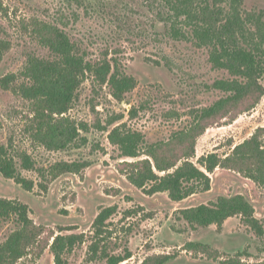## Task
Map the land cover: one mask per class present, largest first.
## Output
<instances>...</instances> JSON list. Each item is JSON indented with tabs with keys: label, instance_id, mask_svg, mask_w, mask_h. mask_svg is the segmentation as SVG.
I'll use <instances>...</instances> for the list:
<instances>
[{
	"label": "rangeland",
	"instance_id": "1",
	"mask_svg": "<svg viewBox=\"0 0 264 264\" xmlns=\"http://www.w3.org/2000/svg\"><path fill=\"white\" fill-rule=\"evenodd\" d=\"M230 1L217 3L230 13ZM168 6L164 0H0V146H8L14 155L27 152L35 162L27 170L15 157L23 176L35 182L33 190L26 191L0 173V198L29 206L31 218L44 227L43 244L53 234L84 235V242L65 251L64 264H109V256L127 252L132 256L120 264H141L157 254L175 255L164 264H264V238L240 216L228 218L221 227L192 226L178 218L181 208L240 193L251 200L256 217L263 219L264 187L237 171L218 167L210 173V190L176 202L167 192L144 193L118 170L120 162L133 159L123 158L110 143L106 129L110 120L123 115L122 121L142 132L148 142L166 141L188 125L191 114L225 96L214 88L217 80L233 78L226 69L212 65L208 47L199 46L193 38L170 35L160 14L170 12ZM241 10L246 35L253 37L249 43L260 42L257 25L264 32V0H241ZM39 22L63 29L91 63L107 59L113 69L136 79V86L118 101L108 83L87 73L67 115L87 124L88 131H82L77 144L66 150H49L34 141L33 105L19 92V86L29 82L22 73L29 57L52 58L36 35ZM186 30L190 34L191 27ZM9 74L16 79L7 88L2 78ZM254 102V98L246 100L232 118L208 127L197 139L192 160L213 152L225 157L264 126V95ZM61 160L91 165L80 175L51 179L48 169ZM112 205L117 212L106 221L103 235L96 236L95 218ZM16 228L13 218L0 220V243ZM96 240L94 253L91 244ZM189 242L207 245L208 252L186 250ZM36 252L18 264H55L49 246L40 256Z\"/></svg>",
	"mask_w": 264,
	"mask_h": 264
},
{
	"label": "trees",
	"instance_id": "2",
	"mask_svg": "<svg viewBox=\"0 0 264 264\" xmlns=\"http://www.w3.org/2000/svg\"><path fill=\"white\" fill-rule=\"evenodd\" d=\"M218 1L164 0L170 12L160 14L171 36L193 38L199 46L208 47L212 65L226 69L233 76L213 84L225 96L191 114L192 120L188 125L174 132L166 141L148 142L142 132L122 121L123 115L108 122L110 128L106 129L110 143L118 148L123 158L133 159L120 162L118 170L148 195L167 192L173 201L180 202L208 191L211 189L210 173L218 167L237 171L264 187V126L258 127L249 138L234 146L225 157L213 152L200 156L197 162L192 160L196 155L197 139L208 127L223 118H232L231 115L246 100L254 98L256 104L264 95V84L261 82L264 77L263 28L257 25L260 42L250 44L253 37L246 35L248 29L242 16L241 0L230 1V13L227 9L225 12ZM188 26L191 27L190 34L186 30ZM35 32L39 42L52 53V58L29 57L22 72L29 82L22 83L19 92L33 105L31 132L34 141L49 150H66L77 144L82 131H88L87 124H79L67 115L87 73H94L102 84L108 83L118 101H123L126 93L136 86V79L120 72L117 67L113 69L107 59L98 64L91 63L63 29L39 22L35 24ZM15 79V74H9L2 78V84L8 88ZM134 115V108L129 109V116L132 118ZM16 156L21 159L24 169L35 167L32 156L27 152L14 155L8 146L1 145L0 173L14 179L26 191H32L35 182L20 172ZM90 165L83 160H61L53 164L47 174L51 179L69 173L80 175ZM39 186L47 189L43 183ZM116 212V205L100 210L94 221L96 236L103 235L106 221ZM234 216H240L259 237L264 238V218L256 217L253 203L240 193L220 195L209 204L181 208L178 218L192 226L215 224L221 227ZM11 218L17 228L0 243V264H18L36 249L37 256H40L48 246L54 254L55 264H64L65 251L84 242L83 234L58 233L51 235L43 244L44 227L31 218L29 206L17 199L0 198V220ZM98 243L96 240L91 244L94 253H97ZM185 249L208 252L207 245L196 242H189ZM131 256L130 252L109 256L108 262L120 264ZM173 258L174 254H157L148 256L141 264H164Z\"/></svg>",
	"mask_w": 264,
	"mask_h": 264
}]
</instances>
